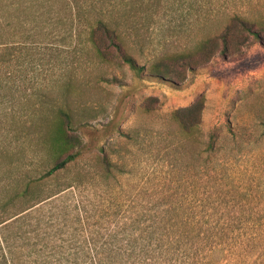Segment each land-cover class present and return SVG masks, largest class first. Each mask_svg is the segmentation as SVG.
<instances>
[{
    "label": "rangeland",
    "instance_id": "374dc122",
    "mask_svg": "<svg viewBox=\"0 0 264 264\" xmlns=\"http://www.w3.org/2000/svg\"><path fill=\"white\" fill-rule=\"evenodd\" d=\"M82 11L73 0H0V40L31 51L24 73L15 68L11 78L50 91L40 119L16 118L11 133L0 132V199L39 185L34 199L0 211V221L61 191L25 222L23 260L37 248L39 261H56L47 252L58 249L72 264H264V43L250 38L226 54L220 43L179 81L148 70L196 49L232 15L260 22L264 0H88ZM101 18L119 32L134 68L96 56L88 25ZM200 98V124L186 134L172 112ZM58 110L78 140L67 154L81 155L42 179L56 159ZM82 249L97 255H69Z\"/></svg>",
    "mask_w": 264,
    "mask_h": 264
},
{
    "label": "trees",
    "instance_id": "16d2710c",
    "mask_svg": "<svg viewBox=\"0 0 264 264\" xmlns=\"http://www.w3.org/2000/svg\"><path fill=\"white\" fill-rule=\"evenodd\" d=\"M73 1L74 7L83 14L84 1L87 2L88 0ZM1 11L7 14L6 19L11 18L9 16V4H4ZM8 28V26L1 27V31H6ZM250 38L263 45L264 18L260 22H255L241 15H232L219 31L207 35L198 41L196 49L190 50L188 53L189 49L177 52L174 55L163 56L151 64L148 70L154 77L165 79L166 81H179L183 79L185 71H192L196 67L208 63L218 52L220 43H222L220 53H234L247 46ZM88 41L101 62L128 63L134 68L133 59L129 58L128 50L119 32L105 19H95L88 25ZM28 49L27 46L22 44H15L4 39L0 40V103H6L2 117H0V132L11 133L12 122L16 118H24L31 122L36 118L40 119L41 115H44V108L47 107V98L50 91L46 84L34 83L29 90H26L16 84L14 78H11L15 68L16 72L24 73L22 69L31 55V51ZM203 109L204 101L200 98L192 105L172 112L171 116L182 132L191 134L200 124ZM54 115L58 118V121L53 130L54 135L51 142L57 154L54 164L44 173L42 179H48L59 171L65 170L67 165L76 162L81 155L79 150L67 154L79 146L77 138L69 134L71 118L68 113L58 110L54 112ZM62 156L64 157L62 158ZM105 163L107 165L105 171L111 173L112 164L107 159H105ZM73 181V184H68L66 189L75 184L74 179ZM37 183L35 181L28 182L22 192L13 194L5 202L0 199V211L5 212L20 199L27 196L34 199L33 190L39 187ZM60 192L52 193L49 190V194L42 199L31 202L30 206L18 213L19 215L0 221V264H72L62 261L63 257L66 256V252L58 249L47 252L49 256L57 255L59 257L54 262L49 260L39 261L40 254H43L44 251L37 250V248L26 250L27 257L33 258L32 261L23 260L25 255L22 252L23 246L20 244L21 240L24 239L23 233H25L22 229L25 222L30 218L29 216L40 209V204L50 201ZM69 255L79 258L86 255H97V252H94L93 249H82L74 252V254L69 253ZM83 261L77 263L87 264Z\"/></svg>",
    "mask_w": 264,
    "mask_h": 264
}]
</instances>
